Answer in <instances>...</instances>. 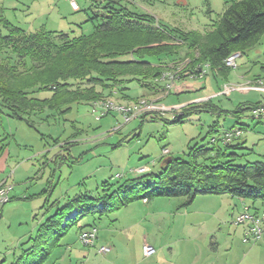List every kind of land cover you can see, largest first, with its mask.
Here are the masks:
<instances>
[{
    "label": "rangeland",
    "instance_id": "374dc122",
    "mask_svg": "<svg viewBox=\"0 0 264 264\" xmlns=\"http://www.w3.org/2000/svg\"><path fill=\"white\" fill-rule=\"evenodd\" d=\"M58 1L56 0L54 4ZM52 4V1L47 0H0L4 15L12 23L26 28L25 22L39 24L48 20L49 24L46 27L48 30L54 29L58 24L57 13L47 11ZM211 9L213 13L208 14L204 5H198L191 17L185 15L183 23L188 27L183 28L190 27L189 30L202 33L210 30L216 20V14L220 13L217 7L216 9L211 7ZM81 14L80 11L75 12L69 6L66 9L65 22L60 30L67 28L66 32H70L71 23L75 22L73 20ZM39 17L43 19H37ZM263 47L264 35L247 55L237 57L236 66L229 70L226 80L218 78L215 81L220 86L219 92L218 88L214 87L212 76L209 73L208 76L205 72L200 73L198 77L206 76L207 83L211 87L206 93L218 94L213 98V102L220 109L234 110L241 99L248 100L252 104L264 103L262 92L250 91L242 95L233 90L241 83V76H245L244 81H246L253 80L259 75L262 77L259 86H264V72L260 69ZM183 56L184 50H181L179 57L183 58ZM126 58L121 57L123 60ZM128 88L126 93L129 97H138L135 101L111 98L112 101L125 106L128 103L144 100L153 105V107L149 106V111L167 116L165 114L168 111L159 106L160 100L154 99L159 97L161 92L148 91L143 95V89L136 82H131ZM39 95L41 98L49 96L48 93ZM171 98H173L172 95H169V99L162 104L169 105ZM109 99L104 98L102 101ZM44 114L46 116L50 113L45 111ZM97 114L91 112V106L88 104H74L71 106V111L66 114L43 117L37 123L35 120V129L23 122L0 117V138H7L6 142L10 145L11 155L15 159L18 161L25 159L21 161L24 163L23 170L29 172L25 176L31 178L22 188L16 184L17 187L11 192V196L18 198L16 193L21 196L23 192L35 195L30 199H12L0 205V252H3L0 264H4L5 261L2 259L8 253L10 255L16 249L17 255L22 249L31 245L30 238L36 236L39 224L47 216V211L54 210L52 203L57 201L61 205L74 195L82 193L96 196L101 193V186L105 181L113 184L115 189L126 179L140 177L152 171L158 172L162 162L169 157L185 159L190 141L202 140L208 135L209 125L217 119L220 133L232 126L234 130H241L246 144L236 153L244 155L241 158L244 162L264 160V119L259 121L251 118L249 111L244 112L240 119H234L230 113H221L220 116L210 113L193 114L180 124H166L159 118L150 119L149 117L144 121L137 118L124 123L122 116L117 112H111L99 119L96 118ZM7 135H13V137H7ZM213 135L216 136L217 133ZM208 139L209 137L205 140L208 141ZM163 148L169 150L168 155L162 154ZM68 151L74 157H81V161L77 162L78 158L72 157L64 159L56 157L59 152L66 155ZM16 155H19V158ZM28 157H32V162L26 161ZM128 161L130 166L131 164L139 165L138 168L146 166V171L137 173L134 177L126 175L124 177L123 174L128 173L124 171ZM149 167L153 168L151 172ZM118 175L123 177L118 178ZM47 180L53 184L52 190L46 187ZM43 188L44 192H42ZM151 199L156 201L153 210L148 211L149 213L143 217L145 219L133 220L135 225L133 231L136 230L138 235H142L138 226L143 222L147 223L143 226L144 232L149 235V240L145 244L154 249L152 255L144 254L142 244H139V238L135 232L132 231V234L136 237L128 238L120 231V221L116 218L119 215H129L123 209L110 211L100 218L98 214L80 218L60 239V246L53 248L49 262L51 263L53 258H60L61 253L64 252L67 254L91 252L93 256L98 257L97 263L94 264H100L102 253L98 250L100 246H105L106 242L112 241L113 236L117 238L116 250L121 254L116 264H203L209 258H215L213 260L215 264H250L251 254H260L264 258V232L258 243L246 244L242 241L243 224L232 223V219L238 213L235 208L241 207L239 202H236L235 207L233 203H225V200H208L213 198L197 196L191 204L183 207L181 206L185 200L183 197L155 196ZM139 200L141 199L135 200L136 206L128 207L130 213L133 212L131 208L138 207ZM225 204H230L232 209L228 210ZM255 205L251 209L252 212L257 209L260 213L264 212L263 204L256 202ZM141 212L143 209L140 207L132 215L138 218ZM90 224H95L98 237L92 247H84L78 240V233L81 228H87L86 225ZM115 229L118 230L119 235L114 232Z\"/></svg>",
    "mask_w": 264,
    "mask_h": 264
},
{
    "label": "trees",
    "instance_id": "16d2710c",
    "mask_svg": "<svg viewBox=\"0 0 264 264\" xmlns=\"http://www.w3.org/2000/svg\"><path fill=\"white\" fill-rule=\"evenodd\" d=\"M101 10L89 18L93 31L75 36L44 29L26 31L9 22L0 9V117L34 128L35 120L66 114L74 104L92 106L104 98L135 101L126 93L131 82L146 92L162 93L158 83L162 74L176 70L177 64L180 74L198 77L206 72V65L214 77L226 80L231 68L224 61L233 54L247 55L264 35V0L226 2L204 33L170 27L149 14L130 11L119 1L106 3ZM181 50L183 58L179 57ZM41 93L49 96L40 98ZM243 106L225 111L207 101L186 105L171 119L164 120L156 112L153 116L166 124H180L203 112L239 117L250 111L255 118L253 110L264 103ZM45 111L50 114L45 116ZM145 115L139 116L141 121ZM218 127L216 120L208 127V141L205 137L190 141L185 159L169 157L158 172L126 179L115 189L105 181L96 196L82 193L68 199L39 225L31 245L10 264H47L53 248L80 218L101 217L137 199L183 197L181 206L185 207L197 195L228 194L250 201V209L256 202L264 205V160L244 162V155L236 153L243 148L233 144L240 135L225 141L227 133L241 130L232 127L220 133ZM5 142L6 138L0 139V156Z\"/></svg>",
    "mask_w": 264,
    "mask_h": 264
},
{
    "label": "crops",
    "instance_id": "0c3cea01",
    "mask_svg": "<svg viewBox=\"0 0 264 264\" xmlns=\"http://www.w3.org/2000/svg\"><path fill=\"white\" fill-rule=\"evenodd\" d=\"M47 1H52V3H53L51 5L52 7L50 6L51 8H49L47 11H49V13H52V12L57 13L56 17L58 18V24H56L57 26L54 29L48 30L46 28L47 25L49 24L48 20H45L44 22H40L39 24H30L29 22L28 23L25 22L24 25H26V28H24V27H21L17 24L12 23L10 21V19L7 18V16H5V18L9 22H11L13 25H16V26H18V27H20L26 31H35V30H39V29H44L46 31L67 33L66 32L67 28H63L64 30H60V29H62V27H63L62 25L64 24L63 22H65V19H66V9L70 6V8L73 11H75V12L80 11L82 14L80 16H77L76 20H73L75 22L71 23L72 30H69V31L72 32V35H75V36H78L80 34L88 35L93 31V24L91 21H89V18L93 15V13H95V12L97 13V12L102 11L101 8H103L106 3L119 1L123 7H126L127 9H129L130 11H132L134 13L149 14L152 17H154V19H156L157 21H160V22H162V23H164L170 27H173V28H175V27L180 28L181 27L180 29L189 30L190 27L186 28V29L183 28V27H188L187 24L183 23V19L186 18L185 15L191 17L193 15V13H192L193 10L196 9V7H198V5H200V6L204 5V7H206V11L208 14L213 13V10L211 9V7H213V9H216V7L219 8L220 13H221L224 6H225V3L230 2V1H234V0H75L77 3V6H78L77 9H73L71 7L69 0H59L55 4H54V2L56 0H47ZM0 9H4V8L0 7ZM220 13H217L216 15H218ZM183 14H184V16H183ZM37 19H43V18L39 17ZM34 27H37V28H34ZM57 29H59V30H57ZM263 62H264V59L262 57V62H260V69H261V65L263 64ZM177 63H178V61H177ZM255 63H258V62H255ZM177 65L175 66L176 70H172L171 72L166 71L165 73H163V74H166V77L162 79V76H161V78H160L161 81L158 82L159 85L161 87H163V92H162V94H160L159 97L154 98V99L160 100L159 106L161 108H165L166 111H168L165 114L168 116V117L166 116L167 118L164 117V115L162 114L164 120L165 119H171L174 113H178L181 108H183L184 106L189 105V104H200L203 102L211 101L214 105H216V103L213 102V98L217 97L218 94L215 95V93H213L210 95V94L206 93L207 89L209 90L211 88V87H209V85L207 83L206 76H208V73H209L212 76L214 83H215V81L218 80V78H219V80H222V79H220L221 78L220 76L214 77L206 65L203 66V68L206 70V72H205L206 76L203 78L195 77V76H189L188 72H184V73L180 74L178 72H180L179 70H180L181 65L180 64L178 66ZM176 73H178V74L175 75L174 79L167 75V74H169V75L171 74V76H172L173 74H176ZM244 78H245V76L240 77L241 83L238 84L235 88H233L234 91H236L242 95H246L250 91H256V92L264 93V86H262V85L259 86L260 81L262 82L261 76L257 75L253 80H246V81H244ZM214 87H217L218 92H219L220 86L218 85V83H215ZM145 94H146V91L143 90V95H145ZM169 95H172L173 98H171L170 101L168 102L169 105L165 106L162 104V102L165 100H168ZM39 96L40 95H38V97ZM136 98H138V97H136ZM109 100L112 101L111 98ZM247 104H252V102L245 100V99H241L239 101V103L236 105V107L234 108V110L238 106H241L242 107L241 109H244L245 107L243 105H247ZM216 106L219 107L218 105H216ZM234 110L232 109V110H228V111H234ZM244 112H246V111H244ZM243 113L239 114V117H233V116L232 117L234 119H240L242 117ZM143 114H146L144 117V120H146L148 117L150 119H154V116H153L154 113L152 111H146ZM211 115H214V114H211ZM105 116H107V115H105ZM36 123H37V121H36ZM213 123H214V121H213ZM211 125H209V126H211ZM7 137H13V135H7ZM5 138L6 137H1L0 139H5ZM6 140H7V138H6ZM5 143H7V142H5ZM119 144H117V146H119ZM233 144H239V147H241V148L244 147V145L246 144V140L243 139L242 133L240 134V136L238 138L233 140ZM9 147H10V145L7 144L6 149L4 150L2 155L0 156V185L6 183V184H9L12 186V189H11L10 194H9L10 199L8 202H10L12 199H19V198L25 199V200L30 199L31 197H34L35 195L34 194H32V195L24 194V192H23V194H21V196L16 193L18 198H13V196H11V192L17 186L21 187V188L24 187V185H26V183L29 182L31 180V178H29L28 176H25V175H28L29 172H25L23 170L24 163H22V162L25 159H22L21 160L22 162L15 159L11 155ZM168 152H169V150H168ZM246 155H248V154H246ZM16 157L19 158V155H16ZM56 157L63 158V159L72 157L73 159L78 158L79 160L76 159L77 162L81 161V157L80 158L74 157L70 151H68V154H66V155L59 152L56 155ZM26 159H27L26 161L32 162V157H28ZM129 162L130 161H128L126 166L124 167V171H128L127 174H123L124 177H126V176L127 177H134L138 173L137 169H139L138 168L139 165H132L131 164V166H130ZM143 168L146 169V166H144ZM152 169L153 168H150L149 171L151 172ZM123 175H118L119 176L118 178H122ZM16 184H17V186H15ZM46 187H49V190H52L53 184L49 183V180H47L46 181ZM44 191H45V189L43 188L42 192H44ZM76 195H79V194H76ZM210 195H212V197ZM197 196H201L202 198H213V199H208V200H215V199L225 200V203L226 202L233 203V206L236 205V202H239L241 207L238 208L235 206L236 207L235 209H237L236 211L238 213L243 211V205H247L248 207L252 205V203L250 201L241 200L240 198H237V197H234V196H231L228 194H224V195L209 194V195H197ZM69 199H71V198H69ZM134 202L135 201H133V203L131 202L128 205L119 209V210L125 209V212L129 214L128 216L119 215L116 218V220L120 221V231L122 233H124L128 238H132L133 236L136 237V235H138L136 230L133 231V228H135L133 220L134 219L135 220L136 219H138V220L145 219L143 217L149 213L148 211L153 210V207H154V204L156 201H155V199H148V198L139 200L138 207L137 208H135V207L131 208L133 210V212L140 207L143 209V212L140 213V217H138V218L136 216L132 215L133 212L130 213L129 209H128V207H130V206H136L137 205V203H134ZM65 203L66 202H64L61 205L57 201L52 203L54 210L53 211L49 210V212L47 211V216L44 217V219H43V221H41V223L44 222L45 219H47L49 216H52L57 211V209L61 208ZM255 204L253 205V207L256 206ZM226 206L228 207V210L232 209L230 204H228ZM255 209H257V208H255ZM254 212L256 213L259 211L257 209V210H254ZM0 218H1V215H0ZM232 221H233V219H232ZM145 224H147V223L143 222L142 225L140 224L138 226V228L142 231V235H138L139 244H142V247L145 245V243L147 244L146 241L149 240L148 233L144 232L143 226ZM92 225L95 226V224H90V225H86V226L90 227ZM242 227H243V230H242V233H243L244 229L246 227V224H243ZM263 230H264V224H263ZM132 231L135 232L136 235H133ZM114 232H116V234H118L117 229H115ZM116 234H114V235H116ZM31 239H33V238H30V241H31ZM111 240L112 241H109V243L106 242L105 246H100V247L108 248V251L106 253H102V255H100V257H102L100 264H116L118 262V259L120 258L121 254L118 253L116 250V246L118 244L117 238L115 236H113L111 238ZM97 241L99 242L100 238ZM59 246L60 245L58 244L57 247H59ZM8 250H10V249H8ZM16 253H17L16 249L13 250L12 253H10L11 256L8 253V255L2 259V261H5L4 264H10L11 262H13L22 253V251H21V253H19L17 255H16ZM2 254H3V252H0V259L2 257ZM66 254H67L66 252H64L63 254L61 253V257L60 258L59 257L53 258L51 263L49 262L50 258H51V256H50L47 264H74V263L76 264V261H78L77 264H94V263H97L96 260L98 257L95 255L93 256V254H91V252L76 253V254L68 253L67 255ZM111 255H112V257H111ZM251 256H252V259L250 261V264H264V258L262 257V255L251 254ZM214 259L215 258H209L203 264H215L213 261Z\"/></svg>",
    "mask_w": 264,
    "mask_h": 264
},
{
    "label": "built area",
    "instance_id": "2783aa9c",
    "mask_svg": "<svg viewBox=\"0 0 264 264\" xmlns=\"http://www.w3.org/2000/svg\"><path fill=\"white\" fill-rule=\"evenodd\" d=\"M69 3L73 9H77V3L75 0H69ZM239 57V54H233L229 56L224 62L225 64L230 67L234 68L236 66V59ZM168 76L172 77L174 79L175 75L173 74H167ZM166 77V74L162 75V79ZM149 106L153 107V105H150L144 100H138V102L128 103L125 106L115 104L113 101L107 100V101H95L93 102L91 106V112L93 114H97V119L110 114L111 112H117L119 113L124 123H129L132 120H135L139 118L144 112L149 111ZM253 116L255 118H262L264 119V106H259L255 108L252 112ZM241 132L234 131L231 133H227L225 136V141H230V139L233 136L240 135ZM168 149H163L162 154L167 155ZM146 169L141 167L137 169L138 173L145 172ZM12 189V186L9 184H1L0 185V205L6 204L10 197V191ZM232 223L234 225H240V224H246L245 230L243 232L242 241L243 243L254 245L258 243L262 239L263 235V224H264V212H252L250 207L247 205H243V211L238 213ZM97 239V229L96 227H87L79 231L78 233V240L80 244L84 247H92ZM108 251V248L101 247L99 249V252L106 253ZM143 251L146 256H150L154 253V249L149 245L143 246Z\"/></svg>",
    "mask_w": 264,
    "mask_h": 264
}]
</instances>
